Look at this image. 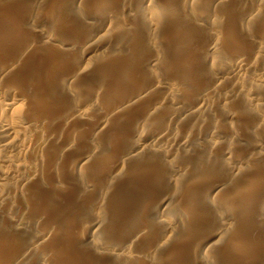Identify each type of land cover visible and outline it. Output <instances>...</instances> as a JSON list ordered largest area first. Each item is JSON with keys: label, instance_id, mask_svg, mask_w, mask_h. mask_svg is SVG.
Listing matches in <instances>:
<instances>
[{"label": "rangeland", "instance_id": "obj_1", "mask_svg": "<svg viewBox=\"0 0 264 264\" xmlns=\"http://www.w3.org/2000/svg\"><path fill=\"white\" fill-rule=\"evenodd\" d=\"M69 1L0 0V264H264V0Z\"/></svg>", "mask_w": 264, "mask_h": 264}, {"label": "bare ground", "instance_id": "obj_2", "mask_svg": "<svg viewBox=\"0 0 264 264\" xmlns=\"http://www.w3.org/2000/svg\"><path fill=\"white\" fill-rule=\"evenodd\" d=\"M62 1V0H61ZM72 1V0H71ZM55 2V1H54ZM66 2V1H65ZM68 2H70L69 0H68ZM60 3V2H59ZM55 3H53V5H54ZM58 6L59 5H62V4H57ZM58 8V7H57ZM166 10V9H165ZM64 12V11H63ZM144 16V15H143ZM68 44V43H67ZM237 63V62H236ZM250 64V63H249ZM260 80V79H259ZM215 86V85H214ZM178 93V92H177ZM172 94V93H171ZM188 95V94H187ZM174 97V96H173ZM172 97V98H173ZM252 97V96H251ZM187 99V98H186ZM170 100V99H169ZM29 101V100H28ZM179 102V101H178ZM12 103V102H11ZM177 103V102H176ZM7 104H9V103H7ZM167 105V104H166ZM5 107V106H4ZM178 107V106H177ZM182 108V107H181ZM185 108V107H184ZM195 108V107H194ZM178 109H180V108H178ZM181 110V109H180ZM195 110V109H194ZM172 111V110H171ZM182 111V110H181ZM184 111V110H183ZM163 112V111H162ZM180 112V111H179ZM194 112V111H193ZM27 113V112H26ZM18 115V114H17ZM102 115V114H101ZM187 115H189V114H187ZM186 116V115H185ZM2 117V116H1ZM21 117V116H20ZM9 118V117H8ZM16 118V117H15ZM191 118V117H190ZM23 119V118H22ZM9 120L10 119H7V118H3L2 120H0V147H2V149H4V150H6L7 149V151H8V153H9V151H11L12 153L13 152H16V151H18V148H19V144H18V140L19 139H21L20 138V135H22L23 136V134H21L22 132H21V130H20V132H19V123L17 124V125H15V124H13V123H16V122H13V123H11V121L9 122ZM21 120V119H20ZM26 120H27V118H26ZM182 120V119H181ZM25 121V120H24ZM183 121V120H182ZM28 122V121H27ZM91 122V121H90ZM57 126V125H56ZM90 127V126H89ZM99 127V126H98ZM23 128H25L26 129V127H23ZM28 128H29V126H28ZM95 128H97V127H95ZM93 129V128H92ZM29 130V129H28ZM58 130V129H57ZM26 131V130H25ZM32 131V130H31ZM99 131V130H98ZM24 132V131H23ZM93 132V131H92ZM19 133H20V135H19ZM33 134V133H32ZM21 136V137H22ZM24 136H26L25 135V132H24ZM168 136V135H167ZM184 136V135H183ZM31 137V136H30ZM32 138H33V136H32ZM79 138V137H78ZM168 138H169V136H168ZM174 138V137H173ZM26 139V138H25ZM21 140H23V138L21 139ZM31 140V139H30ZM185 140V139H184ZM78 141V140H77ZM27 142V141H26ZM182 142V141H181ZM24 143V142H23ZM156 144V143H155ZM29 145V144H28ZM33 145V144H32ZM20 146H21V144H20ZM188 146V145H187ZM158 147V146H157ZM145 148V147H144ZM169 148V147H168ZM1 149V148H0ZM24 149V148H23ZM175 149V148H174ZM37 150V149H36ZM21 151V150H20ZM19 151V152H20ZM25 151V150H24ZM23 151V152H24ZM58 151H59V149H58ZM4 152V151H3ZM1 153V152H0ZM7 153V154H8ZM12 153H10L11 155H12ZM17 153V152H16ZM5 154V153H4ZM14 154L15 153H13V157H15L14 156ZM17 154H21V153H17ZM57 154V153H56ZM3 156V155H2ZM6 156V155H5ZM8 156V155H7ZM19 156V155H18ZM22 156V155H21ZM25 156V155H24ZM42 156V155H41ZM124 157V156H123ZM3 158H4V156H3ZM7 158H9V157H7ZM26 158V157H25ZM28 158V157H27ZM34 158V157H33ZM32 158V159H33ZM129 158V157H128ZM5 159H6V157H5ZM21 159V158H20ZM29 159H31V158H29ZM92 159V158H91ZM126 159V158H125ZM26 160V159H25ZM87 160V159H86ZM5 161V160H4ZM51 161V160H50ZM5 163V162H4ZM86 164H87V162H86ZM86 164H85V166H86ZM82 165V164H81ZM233 165V164H232ZM16 166V165H15ZM83 166H84V164H83ZM84 166V167H85ZM11 167V166H10ZM9 167V168H10ZM17 167V166H16ZM19 167V166H18ZM83 167V168H84ZM98 167V166H97ZM203 168H204V166H202ZM12 168L13 167H11V169L10 170H8V172L9 171H11L12 170ZM20 168V167H19ZM18 168V169H19ZM21 168H23L22 166H21ZM20 168V169H21ZM30 168V167H29ZM35 168V167H34ZM206 168V167H205ZM15 169V168H14ZM31 169H33V168H31ZM92 169V168H91ZM199 169H201V168H199ZM206 169H208V170H210L208 167L206 168ZM16 170H17V168H16ZM15 170V171H16ZM148 171L147 173H152L149 169H148V167H146V168H144V170L143 171ZM205 170V169H204ZM3 171V172H2ZM1 172H0V176H1V178L0 179H4V177H7L9 174H8V172H4V170H2ZM14 171V170H13ZM20 170H18V172H19ZM83 171V170H82ZM23 172V171H22ZM47 172V171H46ZM79 172V171H78ZM208 171L207 170H205V173H207ZM83 173V172H82ZM16 174H18V173H15V176H17ZM11 175H12V173H11ZM14 175V174H13ZM27 175V174H26ZM203 175V174H202ZM206 175V174H205ZM18 176H20L19 174H18ZM22 176V175H21ZM9 177H10V175H9ZM23 177H25V175L23 176ZM18 178V177H17ZM20 178V177H19ZM6 179V178H5ZM10 179H12V178H10ZM14 179V178H13ZM23 179H25V178H23ZM7 180H8V178H7ZM15 181H16V179H14ZM20 180V179H19ZM19 180H17L16 181V185H18L17 184V182L19 181ZM27 180V179H26ZM127 180V179H126ZM129 180V179H128ZM12 181V180H11ZM15 181H13V182H15ZM23 181V180H22ZM2 182H4V181H2ZM1 182V183H2ZM28 182V181H27ZM137 182V181H136ZM136 182H134V180H132V179H130L129 181H127V182H125V180H124V185L123 184H121V188H119L120 187V184H118V188L119 189H122L121 191L122 192H124V195H121V197L119 198L120 200L121 199H123L124 198V200H133V198L134 197H136L137 195H134V191L136 190L135 189V187H136V185L138 184V182L136 183ZM6 183V182H5ZM5 183L3 184H0V186L1 185H4L5 186ZM7 183H9V185L11 186V184H10V182L9 181H7ZM12 183V182H11ZM19 183H21V182H19ZM94 183V182H93ZM14 184V185H15ZM24 184H26V183H24ZM23 183H22V187H23V185H24ZM13 185V186H14ZM4 186H2V187H0V188H2L3 189V187ZM9 186V187H10ZM167 186V185H166ZM5 187H7V186H5ZM4 187V188H5ZM12 187V186H11ZM21 187V186H20ZM19 187V185H18V187L17 188H20ZM137 187H138V185H137ZM136 187V188H137ZM14 188V187H13ZM12 188V189H13ZM17 188L15 187V189L17 190ZM1 189V190H2ZM7 189V188H6ZM40 189V188H39ZM38 189V190H39ZM139 189V188H138ZM3 190H5V189H3ZM2 190V191H3ZM19 190V189H18ZM17 190V193L19 192H22V190H23V188H22V190L20 191H18ZM26 190V189H25ZM24 190V191H25ZM37 190V191H38ZM41 190V189H40ZM2 191L0 192L1 194H2ZM137 191H139V190H137ZM141 191V190H140ZM143 191V190H142ZM13 192H15V191H13ZM12 192V193H13ZM26 192V191H25ZM24 192V193H25ZM17 193H16V195H17ZM39 193V192H38ZM21 194V193H20ZM23 194V193H22ZM21 194V195H22ZM137 194H138V192H137ZM11 195V194H10ZM9 195V196H10ZM12 195H14V194H12ZM29 195H30V192H29ZM38 195V194H37ZM140 195V194H139ZM8 196V195H7ZM15 196V195H14ZM18 196V195H17ZM26 196V195H25ZM94 196V195H93ZM124 196V197H123ZM0 197H2V195H0ZM10 197H12V196H10ZM110 197V196H109ZM4 198V197H3ZM19 197H17V198H15V199H18ZM21 198V197H20ZM19 198V199H20ZM11 199H13L14 201H15V199L14 198H11ZM5 200V199H4ZM21 200V199H20ZM123 200V201H124ZM251 200V199H250ZM17 201V200H16ZM69 201V200H68ZM71 201V200H70ZM69 201V202H70ZM80 201V200H79ZM122 201V200H121ZM46 202V201H45ZM50 202H52L53 203V201H51L50 200ZM69 202H68V204L67 205H69ZM126 202V201H125ZM133 202V201H132ZM19 203H20V201H19ZM18 203V204H19ZM49 203V202H48ZM131 203V202H130ZM12 204V203H11ZM7 205H8V203H7ZM65 205V204H64ZM49 206V205H48ZM71 206V205H70ZM73 206H75V204L73 205ZM72 206V207H73ZM31 207V206H30ZM19 208V207H18ZM45 208V207H44ZM127 209H132V210H136V208L135 207H133V205H132V203H131V205L130 206H128V208ZM8 210V209H7ZM3 211H5V210H3ZM13 212V211H12ZM42 212H44V211H42ZM47 212V211H46ZM65 212H67V211H65ZM115 212V211H114ZM9 213V212H8ZM48 213V212H47ZM66 214H68V213H66ZM66 214H65V216H66ZM62 215V214H61ZM20 216V215H19ZM119 216V215H118ZM118 216H113L114 218H115V221H120V220H118L119 219V217ZM9 217V216H8ZM16 218V217H15ZM98 218V217H97ZM121 218V217H120ZM14 219V218H13ZM133 220V219H132ZM14 221V220H13ZM94 222V221H93ZM96 222V221H95ZM128 222H131V221H128ZM122 223H124V222H122ZM40 227V226H39ZM41 228V227H40ZM12 232V231H11ZM39 232V231H38ZM24 233H26V232H24ZM120 233V232H119ZM17 234V233H16ZM124 236V235H123ZM61 237V236H60ZM99 237V236H98ZM6 238V237H5ZM102 238V237H101ZM1 239V238H0ZM3 237H2V241H0V248H1V244H2V247H3V244L4 245H6L8 242H7V240H6V243H4L5 242V240L3 241ZM7 239V238H6ZM59 240L58 241H60V238H58ZM66 239L68 240V238L66 237ZM85 239V238H84ZM95 239V238H94ZM52 240V239H51ZM51 240H49V241H51ZM83 240V239H82ZM97 240H98V238H97ZM63 241H64V239H63ZM51 242H53V241H51ZM54 243V242H53ZM52 243V244H53ZM60 243V242H59ZM64 243H65V241H64ZM68 243V242H67ZM97 244V243H96ZM59 245V244H58ZM57 245V246H58ZM67 244H65L64 246H66ZM69 245V244H68ZM104 245L105 244H103V246H102V248L104 247ZM110 245V244H109ZM49 246H50V244H49ZM56 246V247H57ZM76 245H73V243H72V245L70 244V246H68V248H66L65 249V247H64V249L67 251H65V252H63V251H60V249H57V250H59L60 251V253H59V255L58 256H56V259L55 260H57L56 262L54 261V264H101L100 263V261L102 260V258H101V260L99 261V258H100V256L99 257H97L96 255L97 254H95V253H93V254H95V255H93V254H91V255H87V256H85V253H84V251H81L80 249L82 248H79V247H77V248H79L78 250H77V248L75 247ZM94 246V245H93ZM101 246V245H100ZM47 247V246H46ZM58 247H60V246H58ZM62 247V246H61ZM110 247V246H109ZM133 247V246H132ZM5 248V247H4ZM4 248H1V250L2 249H4ZM63 248V247H62ZM99 248V247H98ZM117 248V247H116ZM116 248H113V249H116ZM121 248V247H120ZM120 248L118 247V250H120ZM90 249V248H89ZM97 249V248H96ZM100 249V248H99ZM106 249L107 248H105V251H106ZM109 249V248H108ZM122 249V248H121ZM98 250V249H97ZM102 249H100L99 251H101ZM124 250V249H123ZM126 250V249H125ZM104 251V252H105ZM121 251V250H120ZM7 252V251H6ZM45 252V251H44ZM56 252V251H55ZM102 252V251H101ZM90 253V252H89ZM99 253V252H98ZM117 253L119 254V252L117 251ZM116 253V254H117ZM122 253V252H121ZM125 253H126V251H125ZM116 254H115V257H116ZM101 256H104L103 257V259L106 257L107 258V253L106 254H104L103 253V255L102 254H100ZM107 255V256H106ZM127 255V254H126ZM23 256V255H22ZM111 256V255H110ZM122 256V255H121ZM125 256V255H124ZM135 257V256H134ZM118 258V257H117ZM114 259V258H113ZM116 259V258H115ZM117 260V259H116ZM120 260V259H119ZM32 261V260H31ZM35 262V261H34ZM102 262V261H101ZM106 262V259H105V261H103L102 263H105ZM114 262V261H113ZM121 262V261H120ZM43 263V262H42ZM50 263V262H49ZM53 263V262H52ZM108 263V262H107ZM107 263H105V264H107ZM131 263V262H130ZM135 262L133 261V264H134ZM140 263V262H139ZM139 263H136V264H139ZM118 264V263H117ZM140 264H142V263H140Z\"/></svg>", "mask_w": 264, "mask_h": 264}]
</instances>
